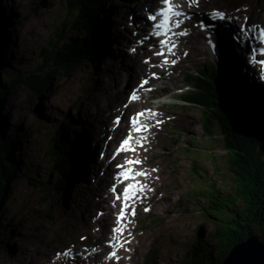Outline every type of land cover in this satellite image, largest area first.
Masks as SVG:
<instances>
[{
    "label": "rangeland",
    "instance_id": "1",
    "mask_svg": "<svg viewBox=\"0 0 264 264\" xmlns=\"http://www.w3.org/2000/svg\"><path fill=\"white\" fill-rule=\"evenodd\" d=\"M0 1L4 4V0ZM5 1L16 11V18L13 21L14 30L11 33L12 44H9L10 58H7L8 65L4 64L2 68L5 74L10 76V79H15L23 74L28 60L32 56L37 59V54L47 47L50 43L49 40L54 37L53 35L59 27L60 13L64 10V0H44V8L29 18L26 17L28 11L40 4L41 0ZM235 1L238 3H235L234 0H197V3L192 7L189 5L188 7L196 12L206 9V16L212 15L213 11L224 13L223 21L211 22L214 27L219 24L216 30L223 34L229 30L230 26L232 30H235L243 24V17L241 15L238 17L235 12L236 5L238 7L256 5L258 7L257 20H264V0ZM133 2V0L106 1L100 14L103 22L100 23L98 29V39L103 45L106 39L108 40L112 27L119 32L120 26L128 25L127 15L135 7ZM138 9V6L135 7V10ZM73 16L75 17V14ZM206 18L210 22L208 17ZM106 20H108V28H105ZM127 31L128 29H124L122 32L124 39L132 35ZM12 34L14 35L12 36ZM196 36L197 41L194 42L190 38L185 44V47L190 50L187 68L192 69V72L195 71L193 66L201 64L208 57L203 35L197 33ZM228 44H232V40H228ZM105 50V47L102 48L104 54ZM241 58L243 60L242 55ZM120 65L116 66L112 60L107 63L102 55L94 56L84 66L67 76H62L60 73L55 74L50 82V88L39 97L34 96L23 82H17L12 88V92L7 97L9 110L6 122L10 127L12 126L11 129L17 127L16 136L22 135L21 152H18L16 156L21 167L17 171L16 178L18 179L11 183L8 199L4 203L6 213L3 220L9 228L11 227L12 232L8 236L6 233H0V264H96L94 255L101 251L93 252L92 245L100 242L101 235L107 234L103 233L105 230H103L102 220H110V216L100 214V212L104 213L103 206L97 196H92L96 181L93 180L91 172L92 169H96L95 165L99 163L98 152H103L101 141L104 138L108 141L107 126L111 123V118L114 115L111 114V111H118L116 106H119V103H122L125 98L124 95L112 89V85L119 78L126 79L127 82L130 81L125 72H121V69L118 68ZM230 71L228 70V72ZM236 71V79L240 82L243 79L238 72V65ZM178 79L175 84L166 82L157 84L158 87H164L167 91V95L162 97L163 104H160L159 101L150 102L151 105H154L152 108L155 114L162 118L160 120L162 123L157 127V121L154 122L150 134V149L145 153V169L148 172L151 190L146 194L147 197L145 196L142 208L144 211L145 208H148L149 214L142 215V217L140 215L139 220L149 222L152 219V213L160 214L161 211L156 207V199L159 198L161 201H166L165 206L167 210H170L169 206L182 196L179 209L185 213L177 214L176 210L173 211L171 214L173 225L168 227V232H164L162 236L158 237L155 245L151 243L150 238L145 242L142 241L141 234L134 235L130 241L129 251L122 257L124 263L153 264L156 260L157 262L154 264H181L180 260L186 254L187 245L197 235L194 232L197 225L206 231L211 228L210 223L205 222L201 218L202 216L197 215L193 209L195 199H187L185 194L189 196L199 183H203V187L206 188L207 183L204 182L212 179L211 170L223 171L222 176H225L228 171L225 165L223 167L221 157L219 160L222 165L217 161L219 150L216 144L219 142L216 139H212L211 142V144H215L214 152L208 149L207 157L197 156L196 158L197 163L199 162L201 166L205 165L206 176L202 173L200 178H195L196 175L190 167L193 155L183 152L185 150L184 142L179 140L172 142L168 134L161 143H156L160 142L158 136L166 133L174 125L178 126L186 136H189L187 131L194 130L193 134L197 136L195 142L197 150L204 152L207 151L206 147H210V143H208L210 139L201 129L203 126L201 118L204 112L190 107L182 109L177 103L178 101L173 100V98H177L176 93L187 89L178 82ZM136 80L134 79V82L132 81L127 86L122 83L121 86L126 90ZM244 80L245 84L243 85H247V79L244 78ZM1 81L3 82L2 78ZM247 99L250 100L249 104L257 114L264 113V98L262 96L251 93ZM231 106L234 107V105ZM139 107L136 105L135 109ZM67 121L73 124L61 130L62 123H67ZM58 131L63 132L62 138L65 136L64 139L67 140V143L69 142L71 145L76 142L81 143L80 153L76 159L77 170L72 177V179H76H71V185L65 189V192L68 191V197L64 193L56 196L54 192L46 200L44 199L45 189L43 186L47 184L43 180L50 173L48 184L55 185L57 169L53 167L52 159L47 155L45 148L49 138L53 137L52 134L54 135ZM168 142L170 143L167 147ZM154 143L157 145L152 148ZM162 143L164 145H161ZM180 146L183 147L182 150ZM45 156L47 159H43ZM160 157L171 158L173 163L177 164V168L167 164L168 166L163 167V170H167L166 173L163 171V174H158L157 170H161L158 162ZM86 166H89V170L91 169L90 175L84 171ZM170 167L175 168L173 172ZM153 169L156 171H152ZM94 174L100 176V171L95 170ZM27 177L32 181H28V183L26 180L23 181ZM89 178L91 182L89 185H85ZM217 182L221 187V192L227 194L230 189L228 181L219 179ZM107 184L108 182L105 184V188ZM46 187L49 189L51 186ZM108 188L109 186L106 191ZM200 202L204 204L201 198L198 200V203ZM113 216L111 215V220ZM149 226L153 227V224L149 223ZM84 236L87 237V242L81 240V237ZM161 240H163V246L159 245ZM69 249H72L74 254L68 257L64 256L62 252L65 253ZM100 257L99 264L106 262V253H101Z\"/></svg>",
    "mask_w": 264,
    "mask_h": 264
},
{
    "label": "trees",
    "instance_id": "2",
    "mask_svg": "<svg viewBox=\"0 0 264 264\" xmlns=\"http://www.w3.org/2000/svg\"><path fill=\"white\" fill-rule=\"evenodd\" d=\"M70 1L68 5L65 1L68 7L60 14L59 27L49 45L37 54V59L31 55L23 74L15 79H10L2 68L4 64L8 65L14 28L13 22L4 16V7L0 4V233L7 236L12 231L3 220L6 213L4 203L8 199L11 183L18 179L17 171L21 165L16 156L21 152L22 140V135H15L17 127L11 129L12 126L6 122L9 110L7 97L17 82H23L34 96L43 95L50 88L55 74L69 75L100 50L99 14L104 0ZM223 87L224 90H220L222 96H216L228 109L227 118L224 115L222 118L226 122L224 128L228 131L229 144L233 147L226 151L231 158L227 160V167L232 175L230 180L226 179L231 190L224 195L221 190H210L208 187L203 191L196 190L195 212L210 223L211 228L206 231L197 225L194 231L197 235L187 245L181 264H221L234 244L249 234H264V121L252 116L239 92L233 89L235 92L231 93L226 86ZM230 104L237 109L235 106L232 109ZM62 134V131L52 134L45 148L58 172L55 185L48 184L50 173L43 180L46 186H51L49 189L43 186L46 200L54 192L56 196L63 194L77 170L75 159L81 143H73L69 147ZM43 159H47L46 156ZM28 177L23 181H32ZM200 198L204 199V204L198 203Z\"/></svg>",
    "mask_w": 264,
    "mask_h": 264
},
{
    "label": "snow or ice",
    "instance_id": "3",
    "mask_svg": "<svg viewBox=\"0 0 264 264\" xmlns=\"http://www.w3.org/2000/svg\"><path fill=\"white\" fill-rule=\"evenodd\" d=\"M158 2L163 5L164 7L160 8L159 10L155 11V12H151L149 14V16L147 17L148 20L150 21H157L158 18L162 19L157 22V23H153L151 25L152 27V31L155 33L156 36H161V35H165L167 36L169 33H171V36H184L187 35L188 32L187 30H183V31H173L174 28H180L181 25L184 23L183 19H180V17H184L185 19H190L191 17H188L186 13L179 11V10H175L178 9L180 7V5L176 4L173 5L172 4V0H158ZM193 3H197V0H190V5ZM213 16L215 17H219L221 20L225 19V14L222 12H214L212 13ZM248 18L245 17V20H247ZM199 26L201 28H210L213 27V25H206L204 21H200ZM162 30V31H161ZM244 29L241 28V32H243ZM262 35H264V32H262ZM148 37L145 36L144 40H147ZM235 39V37H234ZM144 40L139 41L141 44L144 42ZM211 43V41H209ZM160 44H162L164 47H167L168 52L171 53L173 56L176 55V53L173 51V49L176 47V44L174 41L171 40V37H169L168 40H161L159 41ZM169 43H171V47H168ZM133 51H135V49H133ZM261 54L264 55V49L261 50ZM154 55L157 56H164L165 53L163 51V49H161L160 52H156L154 53ZM185 55H187V53H185ZM253 61H255V56H253ZM146 63L148 61H145ZM164 64H168L169 61L167 59V57H165ZM172 64H175L176 61L172 60L171 61ZM261 64H264V61H260ZM153 76H155V73H153ZM148 83V80H144L142 82V84L140 85V87H143L144 85H146ZM130 99L132 100H136L138 99V96L133 93L130 97ZM145 113L140 112L138 113L136 116L131 118V131H129L127 137L121 142L118 151H132L135 152L136 149L134 147H131V141L134 139L132 133L133 132H140L142 130H147L148 125L146 124H141L140 123V117L143 116ZM151 115L155 116V113H151ZM116 123L119 124L120 123V119L117 118ZM157 124L162 123V121H157ZM146 139L145 137H141V140ZM137 143L140 145V147H143V144L140 143V141H137ZM142 161L139 159L136 160H132V159H127L125 161V164L127 165H133V164H141ZM118 168H123L124 165H117ZM152 171H156V169H153ZM124 179H129V178H133L134 175L135 176H146L148 175V173L146 171H140V172H136L133 174L132 169L128 168L126 169L122 174ZM147 185L144 184H140L139 182H137L136 184H129L125 189L124 192L122 194L123 199L125 200V204L123 205V207L121 208L120 213L118 214L117 218H116V224L117 226L111 229V232L114 233L115 235L113 236V239L116 240V245L114 247H123L125 243H130V241L128 240H124L123 242H121L120 237L123 235V232L125 230V228L127 227L126 224H121V220H123L125 218V211L126 209H128L130 207V205L127 203L128 200L132 199L133 197L140 199V197L137 196V193H143L145 191V189L147 188ZM151 190V189H149ZM112 192H116V188L113 187L111 188ZM117 200L121 199V195H117L116 197ZM148 208H145V211H148ZM130 215L135 216L136 215V210L135 207H131V212ZM129 235H131V233H129ZM85 239V237H81V240ZM93 252L96 251V249H92ZM60 255V254H58ZM64 256H70L72 255V249H69L68 251H66L65 253H63ZM116 258L117 260H119V257L116 255V252L113 251L109 254V258Z\"/></svg>",
    "mask_w": 264,
    "mask_h": 264
},
{
    "label": "water",
    "instance_id": "4",
    "mask_svg": "<svg viewBox=\"0 0 264 264\" xmlns=\"http://www.w3.org/2000/svg\"><path fill=\"white\" fill-rule=\"evenodd\" d=\"M195 108L199 109L200 112H204L202 116L204 120L202 130L206 133V135H208V139H210L208 142L210 143V147H206L207 151L203 152L195 148V152L200 157H207L208 149H211V152H214L213 150L215 144L213 143V145L211 144V142L213 141L212 139H216L217 142H219L218 144H216L218 145L217 147L219 150V152H217L219 155L217 157V161L222 165L221 160H219V158L221 157L223 160V167L225 165L228 170L227 160L231 158L226 154V151H228L229 149H233V147L231 144H229L228 131L224 128L226 122L224 120V123L222 118V115H224L225 118H227L228 116L227 106L220 99L217 100V98H214L209 102H205L202 103L200 106H196ZM204 167L205 165H199L197 167L198 178L202 177V173H204L206 176V171L204 170ZM211 171L212 179L204 183H207V187L210 190L214 189L220 191L221 187L218 185L217 181L219 179H223L225 181L226 179L230 180L232 174L229 170L226 171L227 173L225 174V176H222L223 171ZM230 190L231 189H229L227 194H229ZM221 264H264V234L260 232L249 234L242 241L234 244L228 250Z\"/></svg>",
    "mask_w": 264,
    "mask_h": 264
},
{
    "label": "bare ground",
    "instance_id": "5",
    "mask_svg": "<svg viewBox=\"0 0 264 264\" xmlns=\"http://www.w3.org/2000/svg\"><path fill=\"white\" fill-rule=\"evenodd\" d=\"M37 2V1H36ZM235 57L234 56H231V58H229V59H227L226 61H225V65H224V68H223V72H224V74H226L227 75V73H228V70H231V68L233 69V64H234V62H235ZM250 60V59H249ZM245 61V60H244ZM246 63H248V62H246ZM234 98H237L236 96H234ZM235 106V105H234ZM239 107H240V105H238ZM241 108V107H240ZM235 109H237L236 108V106H235ZM119 130V129H118ZM64 138H65V136H64ZM67 138V137H66ZM64 141H66V143H67V140H65L64 139ZM68 145H70L69 147H71L72 145L68 142L67 143ZM138 171V170H137ZM57 175H58V172H55ZM129 183V182H128ZM105 216H110V214L108 213V214H105ZM110 220H108V219H103V222L105 223V231L107 232L108 231V226H109V224H110V222H109ZM145 240V238L143 239V241Z\"/></svg>",
    "mask_w": 264,
    "mask_h": 264
}]
</instances>
